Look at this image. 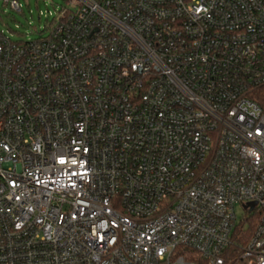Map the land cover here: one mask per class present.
Returning a JSON list of instances; mask_svg holds the SVG:
<instances>
[{"label": "built area", "instance_id": "built-area-1", "mask_svg": "<svg viewBox=\"0 0 264 264\" xmlns=\"http://www.w3.org/2000/svg\"><path fill=\"white\" fill-rule=\"evenodd\" d=\"M67 1L0 29V264H264V0Z\"/></svg>", "mask_w": 264, "mask_h": 264}, {"label": "rangeland", "instance_id": "rangeland-1", "mask_svg": "<svg viewBox=\"0 0 264 264\" xmlns=\"http://www.w3.org/2000/svg\"><path fill=\"white\" fill-rule=\"evenodd\" d=\"M13 0H0V29L13 40L37 39L48 33V26L58 17L59 10L67 6V0H17L21 10L12 7ZM238 219L245 210L241 204L236 206Z\"/></svg>", "mask_w": 264, "mask_h": 264}]
</instances>
